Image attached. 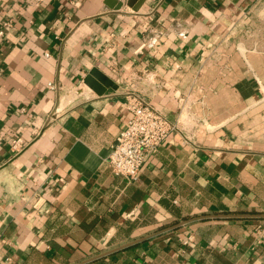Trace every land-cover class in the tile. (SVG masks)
Segmentation results:
<instances>
[{"label": "crops", "instance_id": "1", "mask_svg": "<svg viewBox=\"0 0 264 264\" xmlns=\"http://www.w3.org/2000/svg\"><path fill=\"white\" fill-rule=\"evenodd\" d=\"M0 30V264H264V217L212 216L264 213V0H0ZM132 93L177 129L131 181Z\"/></svg>", "mask_w": 264, "mask_h": 264}, {"label": "built area", "instance_id": "2", "mask_svg": "<svg viewBox=\"0 0 264 264\" xmlns=\"http://www.w3.org/2000/svg\"><path fill=\"white\" fill-rule=\"evenodd\" d=\"M4 24L9 25L10 22ZM2 36L3 30H0V38ZM125 105L130 117L125 129L117 136L106 162L113 174L132 181L139 177L144 164L177 129V125L142 94H128ZM24 145L21 138L12 141L15 153Z\"/></svg>", "mask_w": 264, "mask_h": 264}, {"label": "water", "instance_id": "3", "mask_svg": "<svg viewBox=\"0 0 264 264\" xmlns=\"http://www.w3.org/2000/svg\"><path fill=\"white\" fill-rule=\"evenodd\" d=\"M86 82L87 83H90L91 81H90V76H88L87 78H86ZM103 91V90H102ZM101 91V92H102ZM100 92V93H101ZM213 217H228V218H232V217H264V213H259V214H219V215H212ZM184 222H187V220L186 221H183L182 223H184ZM182 223H180V224H182ZM134 242H130V243H128V244H125V245H123V246H120V247H118V248H115V249H113V250H111V251H109V252H105V253H103V254H101V256L102 255H106V254H109V253H112V252H114V251H116V250H120V249H122V248H124V247H126V246H128V245H131V244H133Z\"/></svg>", "mask_w": 264, "mask_h": 264}]
</instances>
